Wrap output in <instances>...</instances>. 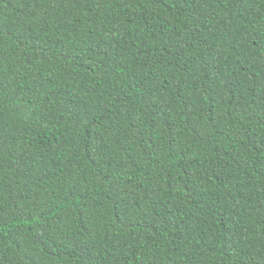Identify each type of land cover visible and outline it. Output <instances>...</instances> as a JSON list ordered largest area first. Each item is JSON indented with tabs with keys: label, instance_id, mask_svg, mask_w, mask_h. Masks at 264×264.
<instances>
[{
	"label": "trees",
	"instance_id": "trees-1",
	"mask_svg": "<svg viewBox=\"0 0 264 264\" xmlns=\"http://www.w3.org/2000/svg\"><path fill=\"white\" fill-rule=\"evenodd\" d=\"M0 264H264V0H0Z\"/></svg>",
	"mask_w": 264,
	"mask_h": 264
}]
</instances>
